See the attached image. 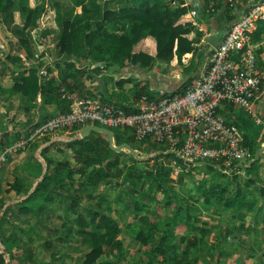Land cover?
<instances>
[{"label": "rangeland", "instance_id": "1", "mask_svg": "<svg viewBox=\"0 0 264 264\" xmlns=\"http://www.w3.org/2000/svg\"><path fill=\"white\" fill-rule=\"evenodd\" d=\"M145 1L148 2L147 0ZM172 1L162 0V3L171 2L173 4ZM13 2L17 4L18 0H13ZM35 2V0L33 3L32 0H28L27 6L31 8V5H34ZM106 2L108 3L106 0H41L39 3L42 5V10L46 13L42 18L43 24H40V27L47 28L53 26V28H58L56 26L57 22H55V12L56 10L59 11L60 7L65 8L67 5H70L75 15V13H81L82 5H86L96 8L99 15L97 18L93 17L90 23L87 18L89 13L83 12L81 15L82 25L92 24L93 29H95L98 23L97 20L100 21L104 11L109 10L107 8L109 7V3L107 4ZM137 3L140 4L141 2L135 0V5ZM36 4L38 3L36 2ZM46 5L48 6L47 8ZM132 5H134V2H132ZM177 5L178 3L173 6ZM222 13L220 12L215 22L225 28L229 18H223ZM25 18L26 12L23 11L19 14L17 6L10 8L7 13L0 16V25L11 27V30H8L10 33H7L2 28V33H6V37H10L11 42H15L13 37H17V26L20 29L29 27L30 24L25 27ZM209 18V15H205L201 17V20L203 22L209 21ZM183 19L184 21H188V17L186 16ZM196 21L203 26V23H200L199 19ZM31 32L33 44H35L37 51L40 53L44 49L43 47L41 50L39 49L42 46L40 43H43L46 39L43 37L42 39L41 37L37 39L35 37L36 32L33 33L32 30ZM55 32L52 30L53 36L56 35ZM106 38L108 39V37ZM51 40H53L52 37L50 38ZM50 41L48 40L47 42L50 43ZM107 45L109 46V44ZM107 45L105 44L104 46L106 47ZM55 48L57 49V47ZM258 59V67L261 69L260 66L263 64L260 63V58ZM261 70L264 71L263 68ZM41 73L45 74L46 71H42ZM74 131V129H66L49 137L41 138L40 146L35 142L36 145L33 143L27 150L18 153L17 157L11 155L6 158L2 171L4 167L13 163L17 158V177L15 175L11 176L8 173L6 174L7 178L4 180L3 175L5 173L0 172V174L2 173L0 179L3 182L0 185V199L7 197V193H5L6 189L15 191L17 187L19 188L15 182L16 178L22 177L26 188L23 185L22 193H20L22 195L20 198L17 197L16 203L11 206H0V223L2 222L1 227L4 231L0 233L1 264H81V256L89 250V247L87 244L80 242V238L82 239L83 235L78 229L75 220L79 219L81 221V217L83 216L79 215L84 213L86 209L92 214V217L88 216L86 220L92 223H95L98 218L101 219L108 216L112 220L111 227L114 230L116 229V239L125 248L123 254L116 258L113 248L108 247L105 250V255L102 257L103 260L108 261V264H135L141 259L143 262L145 260L144 253L141 252L142 248H139V243L134 239L139 224L135 221V216L129 206L124 209V205L126 204V199H136L134 190L138 189L140 185L143 184L144 189L150 187L154 191H157L158 182L161 186L166 187V190L170 191V197L172 198V205L168 207L167 211L163 212L161 210L159 213L161 220L158 222V228L162 230V222L165 217L173 216L177 198H189L192 202L198 203L197 208L189 212L192 222L187 223L180 216L177 225L173 229L176 232H180L181 235L186 236L188 242H192L195 239L197 247L189 249L188 255L185 257H180L178 253H173V251H166L163 256L158 258V263L156 264H258L259 261L264 264V252H261L264 249V224L263 222L256 221L257 217L252 214L254 211L242 210L241 212L245 214V219H242L233 208L222 206L220 209L213 205L208 207L199 206L201 203V200H198L200 191L196 189V186L202 177L208 178L204 170L200 169L201 167L199 166L201 165L199 163L192 164L190 166L194 167L192 169L186 165L183 168L182 164L172 155L166 156L168 153H166L165 145L150 140L142 144H134L141 152L139 159L135 158L134 160L137 161H134L135 155L128 153V160L126 159L124 165L121 162H117L112 166L107 165V160L114 159L110 156V158L105 157L102 162L94 164V166L88 165L83 159H79L76 150L71 146L74 144V140L80 138L67 140L62 137L60 139L61 142L59 141L61 143L60 147L44 151L46 139L56 134L60 135L59 137L65 135V133H69L72 136L71 132ZM75 135L78 136V133ZM15 138H19V136L17 137L16 135ZM101 139L106 141L105 136H101ZM2 148L4 147L0 146V150ZM47 167L55 170L60 176L67 175L69 171H73L72 179L74 183L71 184L67 180L63 186L54 187V191L52 192L40 193L36 196L35 201H27L28 195L34 191L36 185L45 175ZM98 167H103V172L104 174L106 173L103 179L106 184L97 189V193H106V201H109L110 204L105 202L101 204L99 199H90L87 196L89 192H92V188L85 185L87 177ZM29 171L34 173V176L33 174L30 175V181L27 175ZM158 173H160L159 177L157 176ZM70 187L71 189H69ZM23 191L28 192L26 194ZM159 192L164 194V191ZM65 195L68 198L77 196L78 202L66 199ZM115 197H118L122 203H112L111 201ZM59 198L66 199L65 204L68 209L66 212L63 210L64 206H62L61 210V199ZM51 199H54V201L50 202ZM258 202H262L261 198ZM25 206L37 208V211L35 213L31 211L34 215L31 212L28 215L20 214L18 208ZM35 217L43 221L44 224L41 227L36 223ZM182 221L184 223L179 224ZM62 222L65 226H61ZM86 229L89 231L88 233L93 231L91 225H88ZM233 230H238L240 234H235ZM226 231L232 232L233 236ZM65 233L68 235L66 238L63 237ZM85 237H89V234ZM222 237H231L229 239L237 242L239 245L229 248L227 244L220 242ZM151 241H148L147 249L152 247ZM258 245L260 249L257 247ZM146 247L143 248L145 249ZM177 248L182 249L183 246L178 244ZM210 253L219 254L220 256L211 259ZM171 255L175 258H171ZM99 263L100 261L96 264Z\"/></svg>", "mask_w": 264, "mask_h": 264}, {"label": "trees", "instance_id": "2", "mask_svg": "<svg viewBox=\"0 0 264 264\" xmlns=\"http://www.w3.org/2000/svg\"><path fill=\"white\" fill-rule=\"evenodd\" d=\"M18 1L20 6L19 10L21 13L24 10L26 11L25 27H27L33 18V13L29 11L30 7L27 8L26 6L27 0ZM106 1L114 2L115 6L113 9L104 11L101 20L98 21L97 27L95 29H93L94 27H92V24L82 25V17L80 14L75 13V15H72L69 12V9L71 8L70 5H67L65 9L63 7L59 8V12L62 11L63 14L60 22V33L58 34L56 42V50L58 53H64V55L68 57L77 55L79 58L86 60L88 56H91L93 53H95V51L108 50V48L112 45L113 51L110 55L113 58H116V55L120 54L119 52L125 51L128 61L131 64H136L143 68L152 67L156 60L165 61L169 65H180L182 63L183 57L186 54L190 53L193 54V56L196 54L197 49L195 44L199 39L200 33H198L191 24L181 22V18L187 13L189 6L184 3V0H179L177 6H173L171 2L154 4L148 3L146 1L143 2L144 0H139L140 2H143V4L139 6L135 5V0ZM132 2H134V5H132ZM13 5V0H0V16L7 13L10 8H13ZM83 6L84 5H82V7ZM88 7L90 9L93 8L92 6L85 5L83 10L88 11ZM230 19L231 17L229 16L228 20L230 21ZM2 28V25H0V36L2 33ZM144 36H149L154 39L156 48L155 56H151L142 52L132 54L130 53L133 44ZM106 37H108V39L111 37L114 42L109 43V40ZM261 38H264V20L258 23L257 30L254 33L255 40H259ZM20 41L22 44H27V40L22 39ZM105 44H109V46L107 45L105 47ZM191 65L192 64H189V66ZM60 87H64L69 92L72 91L64 85H59L58 88L52 87L53 91L56 90V97L54 96V98L62 103H66L65 101H61L59 99L60 95L58 91ZM141 89V93L146 94L151 98L156 96L155 93H153V91H151L147 86L141 87ZM24 93H27V90ZM161 96L162 95L158 96V98ZM225 106L227 109L232 110L231 104H225ZM221 109H223V105H221L220 109L218 110L219 114H223ZM236 126L244 133V146L249 149L254 158L255 152H257L260 148L258 143H256L255 139L246 132L245 124ZM110 130L114 133L116 143H127L132 147L133 150H139L134 144L142 143H136L134 141L129 129L110 128ZM124 136H128L129 139L124 138ZM44 137L47 136L40 138ZM40 138H37L36 140ZM16 139L18 138H15L14 140ZM36 140L31 142L27 149L33 143L35 144ZM74 141V144L71 146L76 150L79 159H83V161L90 166H94V164L102 162L105 157L109 156L114 158L112 160H107V165L109 166H112L117 162H121L124 165V163H126V159L128 160L127 153L122 151L116 152L110 149L108 140H102L101 135L99 134H94L91 138L88 136L85 139ZM45 150L49 151L50 149L46 147L44 151ZM168 155L170 156L171 154H167L166 156ZM134 159L135 157L133 160ZM175 159L182 164L183 168L186 167L180 159ZM195 163H199L201 165L200 169L204 170L208 176V178H205V176L204 178L202 177L199 184L196 186V189L200 191L198 200H201V203L199 206L208 207L212 204H218L224 207L233 208L242 219L245 217V214L241 212L242 210L252 211L255 209L257 203L256 200H252L249 203L247 202L248 195L253 194V192L248 189V186L251 184L250 181H242L240 176L235 173H231L227 176L223 173L224 167L221 162L206 160L197 161ZM192 164L194 163H191L190 166ZM254 165L255 162L252 161L248 167L241 166L240 168L245 172H249L250 169L254 167ZM102 168L103 167L96 168L95 171L87 177V183H85V185L92 188V192H89L87 196L90 199H99L101 204L102 202L110 204L109 201H106V193H97V189L106 184L103 180L104 176H106V173L104 174ZM190 168L192 169L194 167L192 166ZM32 174L34 176L32 171L27 173L28 176ZM159 175L160 173L157 174L158 177ZM72 176L73 171H69L67 175L60 176L55 172V170L47 167L45 175L36 185L34 191L28 195L27 201H35L36 196H38L40 193L48 191L52 192L54 191V187L63 186L67 180L69 183L73 184L74 182ZM15 182L17 186H19V188L15 187V192L19 195L22 193L24 180L22 177L16 178ZM165 188L166 187L161 186L159 182L157 183V191H154V189L150 187L144 189V185L142 184L138 189L134 190V194L136 193V199H126L124 209L129 206L131 212L135 216V221L139 224L137 227L138 231L136 232L134 239L139 243V248H142L141 252H143L145 256V260L143 262L141 259L135 264H156L158 263V258L163 256L166 251H173V253H178L180 257H185L188 255L189 249L197 247V242L195 239L192 242H188L186 236L181 235L179 232H176L173 229V227L177 225V221L179 220L180 216L183 217L187 223L192 222L189 212L192 209L197 208L196 206L198 203L192 202V200L189 198H177V203L173 210V216L165 217L164 221L162 222V230L158 228V222L161 220V215L159 216V213L161 210L166 212L168 207L172 205V198L170 197L171 193ZM69 189H71V187ZM9 191L10 190L8 189L5 190V193H8ZM159 191H164V194L160 193ZM27 192L28 191L24 193L27 194ZM65 196L66 199L78 202L77 196H71L69 198L67 195ZM54 199H51L50 202L54 201ZM59 199H61V210L62 206H64L63 210L66 212L68 210L65 204L66 199ZM111 202H119L120 204L122 203L118 197H115V199ZM4 203L5 200L3 198L0 199V206L4 205ZM31 211L35 213L37 208H31L28 206L18 208V212L20 214L28 215ZM262 211L263 213L261 216V222L264 224V209ZM35 216L37 217V215ZM39 216L41 217V215ZM79 216H83L81 217L82 220L80 221L79 219H76L75 222L77 223V227L84 237H82V239L80 238V242L87 244L89 247V250L81 256V264H96L99 261V264H108V261L102 259L103 255H105V250L108 249V247L111 249L113 248L116 258L123 254V250L125 248L122 243L116 239V229L114 230L113 227H111L112 220L108 218V216L101 219L98 218L95 223L86 220V217H92V214L89 213L87 209ZM36 223L39 227L44 224L40 218L36 219ZM183 223L184 222L182 221L179 224ZM1 225L2 222L0 223V228L3 230ZM62 225L65 226L63 222L61 223V226ZM88 225H91L93 228V231L90 233H88L89 231L86 229ZM3 232L4 231L1 233ZM233 232L235 234H239L236 233L237 230H233ZM229 233L233 236L232 232ZM88 234L89 237H85ZM67 236V233L63 234L64 238ZM229 238L231 237H222L220 242L228 244ZM149 240H152V247L147 249L146 246H148ZM178 244H181L183 248H177ZM143 247L146 248L144 249ZM257 247L259 248V245ZM217 255L220 256L219 254ZM210 256L211 259H213L215 258L216 254L210 253ZM170 257L175 258L173 255ZM258 264H262V262L259 261Z\"/></svg>", "mask_w": 264, "mask_h": 264}, {"label": "crops", "instance_id": "3", "mask_svg": "<svg viewBox=\"0 0 264 264\" xmlns=\"http://www.w3.org/2000/svg\"><path fill=\"white\" fill-rule=\"evenodd\" d=\"M35 1L38 4L35 2L34 5H31L29 10L33 13L30 25L25 30L20 29L18 26L16 27L17 37H13L15 42H11L10 37H6V33H2L0 36L1 147L10 145L16 135L17 137L22 136L29 126L36 125L58 113L68 111V105L66 103H62L54 98L56 90L53 91L52 87L58 88L59 85H64L78 96L98 97L104 102H112L128 109L131 103L140 96L141 87L144 86H147L155 93L156 96L154 98H158L160 95L180 94L206 61L209 46L201 43L200 40H197L195 44L197 49L196 54L194 56L190 53L186 54L180 65H169L165 61L156 60L152 67L143 68L139 65L131 64L128 61L125 51L119 52L120 54L116 55V58H113L110 55L113 51L112 45L108 50L95 51V53L91 56L89 55L86 60L79 58L77 55L68 57L64 55V53H58L55 48L57 37L60 33V22L63 12L57 10L55 12V22H57L56 26L58 28H53V26L41 28L40 24H43L42 18L46 12L42 10V5L39 3L41 0ZM147 1L149 3L162 4V0ZM33 2L34 0H32V3ZM143 2H145V0ZM143 2L140 4L137 3L136 5L139 6L143 4ZM178 2V0L172 1L173 5ZM108 3L109 7L107 8H109V10L113 9L115 6L114 2L108 1ZM14 6H17V11L21 14L19 10V1L17 4L14 3L13 7ZM47 7L46 5V8ZM221 8L223 9L222 17L225 19L226 17L229 18L228 8L224 6H221ZM69 12L74 15L71 8ZM83 12L89 13L87 16L89 22L93 17L97 18L99 15L96 8H89L88 11H85L82 7L80 16ZM181 22H184L183 18H181ZM4 26L3 29L6 30L7 33H10L8 30H11V27L8 25ZM203 28H205L206 34H209H207V40L210 39L209 37L211 36H216L219 35L220 32L223 33L226 31V27L224 28L217 25V23L213 21L209 22V24L203 23ZM31 30L33 33L36 32L35 37L37 39L38 37L46 39V41L40 43L42 46L39 49L41 50L42 47L44 48L40 53L37 51V47H35L31 39ZM52 30H54V32L57 30L55 36L52 35ZM51 37L53 40L50 41ZM203 37L202 35L200 39ZM22 39L27 40L26 45L22 44L20 41ZM48 40L50 43L47 42ZM108 40L109 43L114 42L111 37ZM253 41L255 43L257 60L260 58V63L263 64L259 66L264 69V38L255 40L253 35ZM138 52L155 56L156 48L154 39L149 36H144L137 40L133 44L130 53ZM189 64L192 65L189 66ZM42 71H46V73L42 74ZM26 90L27 93H24ZM137 93L139 94L137 95ZM231 107L232 110H229L223 105V109H221L223 114L221 115L229 123L238 126L245 124L246 132L255 139L260 147L259 150L255 152V156L252 160L255 162L254 167L250 169L249 172H245L240 167H248L251 162L246 165L239 164L237 165V167H239V172L235 174L239 175L242 181H250L251 184L248 186V189L252 191L253 194L248 195L247 202L249 203L252 200L257 201L255 209L252 210V212H254L251 213L257 217L256 221L261 222L262 210L264 209V96L256 102L257 120L247 115L242 109L234 105ZM80 130L81 129L71 132L72 136L69 135V133H65V135L61 137H59L60 135L58 136V134L53 135V137L46 139L47 142L45 146L51 150L60 147L59 145L61 143H59V141L61 142L60 139L62 137L67 140L80 138ZM76 133H78V136L75 135ZM94 134L97 133L92 132L88 136ZM105 137L106 140H108L107 136ZM124 138L129 139L128 136H124ZM40 139L36 140L39 146L41 144ZM120 144L122 143H116L115 138L113 145L117 147ZM122 152L129 153L127 149H122ZM140 153V150H136L137 155H140ZM18 155L19 154L15 155V157ZM223 167V173L227 176L230 175L231 173L224 164ZM3 172L5 173V175H3L4 180L7 178L6 174L8 173L11 176L15 175V177H17V158L13 163L4 167L2 173ZM30 180L31 178L29 176V181ZM2 183V179H0V185ZM24 187L26 188V185H24ZM6 195L7 197L5 199L3 198L5 200L4 206H11L17 202V197L20 198L22 194L17 196L15 191H9ZM260 198L262 201L261 203L258 202ZM212 205L220 209L222 208V206L218 204ZM243 219H245V217ZM2 231L3 230L0 228V233ZM237 233H239L238 230ZM228 242L227 246L229 248L239 245L231 239H228ZM261 252L263 253L264 249H262ZM216 256L218 257L217 254Z\"/></svg>", "mask_w": 264, "mask_h": 264}, {"label": "built area", "instance_id": "4", "mask_svg": "<svg viewBox=\"0 0 264 264\" xmlns=\"http://www.w3.org/2000/svg\"><path fill=\"white\" fill-rule=\"evenodd\" d=\"M184 3L189 5L185 22L204 32L201 43L208 44V33L193 20L199 11L209 15V19H216L224 6L232 21L227 34L208 52L204 65L180 94L161 98L141 94L126 109L60 87V99L69 105V110L29 126L22 136L2 148L0 171L8 156L25 151L37 138L88 124L129 129L136 143L150 140L165 145L166 153L188 167L197 161L213 160L236 173L237 165L250 163L253 156L244 146V133L228 123L218 110L221 105L231 104L258 119L256 102L264 96V71L257 65L253 35L264 19V0H184Z\"/></svg>", "mask_w": 264, "mask_h": 264}, {"label": "water", "instance_id": "5", "mask_svg": "<svg viewBox=\"0 0 264 264\" xmlns=\"http://www.w3.org/2000/svg\"><path fill=\"white\" fill-rule=\"evenodd\" d=\"M226 34H227V31H224L222 34L211 37L209 39V43L213 46H216L220 37L225 36ZM92 132L107 136L109 148L112 149L113 151L121 152L122 149H127L129 151V153L135 155L134 157L136 159H139L137 157L135 150H133L130 145H128L126 143H122V144L118 145L117 147H115L113 145L115 138H114V133L110 129L100 127V126H96V125H87L79 131V136H80V138L85 139Z\"/></svg>", "mask_w": 264, "mask_h": 264}, {"label": "clouds", "instance_id": "6", "mask_svg": "<svg viewBox=\"0 0 264 264\" xmlns=\"http://www.w3.org/2000/svg\"><path fill=\"white\" fill-rule=\"evenodd\" d=\"M189 8V7H188ZM188 11V10H187ZM221 12H223V11H221ZM203 16H205V14L202 12V11H199L198 12V15H197V18L195 19V22L200 26V27H202L203 28V26H201L200 24H199V22H197L196 20H200V23H207V24H209V22H211V21H213V22H215V20L218 18V17H216V19H208L209 21H202L201 20V17H203ZM182 18H184V16L182 17ZM264 20V19H263ZM263 20H261V21H263ZM231 21H232V18H231ZM230 21V22H231ZM184 23H188V22H185L184 21ZM216 23V22H215ZM189 24H191V23H189ZM229 21H228V23H227V26H226V31H227V28H228V26H229ZM192 25V24H191ZM217 25H218V23H217ZM195 29H196V31L198 32V33H200L201 34V36L199 37V39L198 40H200V38L202 37V35H204V32L203 31H200V30H198V27L197 26H194V25H192ZM257 27H258V24H257ZM205 30V29H204ZM257 30V29H256ZM206 31V30H205ZM256 32V31H255ZM254 32V33H255ZM220 34V33H219ZM222 34V33H221ZM211 37H213V36H211ZM211 37H209V38H211ZM223 37V36H222ZM222 37H220V39L222 38ZM220 39H219V41H220ZM208 41V44H206V45H208L209 46V51L212 49V47H214L213 45H211L210 43H209V39L207 40ZM218 41V42H219ZM208 51V52H209ZM208 55V54H207ZM257 65H258V63H257ZM262 69V68H261ZM165 96V95H164ZM163 97V96H162ZM159 98H161V97H159ZM60 99V98H59ZM61 100V99H60ZM61 101H63V100H61ZM69 106V105H68ZM69 108V107H68ZM67 112V111H66ZM63 113V112H62ZM88 125H94V124H88ZM85 126H87V125H85ZM85 126H82V127H80V128H74V129H76V130H79V129H82L83 127H85ZM96 126H98V125H96ZM101 127V126H100ZM108 129V128H107ZM132 135V134H131ZM136 152V151H135ZM137 157L139 158V155H137ZM253 160V159H252ZM252 162V161H251Z\"/></svg>", "mask_w": 264, "mask_h": 264}]
</instances>
